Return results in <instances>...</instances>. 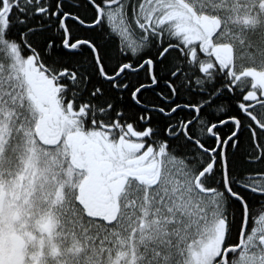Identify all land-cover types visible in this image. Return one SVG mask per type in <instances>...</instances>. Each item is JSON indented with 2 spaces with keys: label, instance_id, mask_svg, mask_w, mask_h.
<instances>
[{
  "label": "snow or ice",
  "instance_id": "obj_1",
  "mask_svg": "<svg viewBox=\"0 0 264 264\" xmlns=\"http://www.w3.org/2000/svg\"><path fill=\"white\" fill-rule=\"evenodd\" d=\"M0 264H264V0H0Z\"/></svg>",
  "mask_w": 264,
  "mask_h": 264
}]
</instances>
